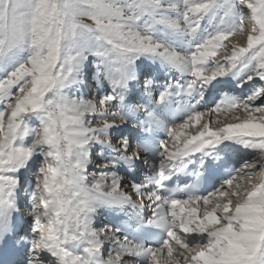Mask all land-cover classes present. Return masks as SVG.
I'll use <instances>...</instances> for the list:
<instances>
[{
	"label": "snow or ice",
	"instance_id": "1",
	"mask_svg": "<svg viewBox=\"0 0 264 264\" xmlns=\"http://www.w3.org/2000/svg\"><path fill=\"white\" fill-rule=\"evenodd\" d=\"M0 264H264V0H0Z\"/></svg>",
	"mask_w": 264,
	"mask_h": 264
},
{
	"label": "bare ground",
	"instance_id": "2",
	"mask_svg": "<svg viewBox=\"0 0 264 264\" xmlns=\"http://www.w3.org/2000/svg\"><path fill=\"white\" fill-rule=\"evenodd\" d=\"M95 95V92L93 93V96ZM226 154V153H225ZM225 154H222V155H225ZM243 155H245V154H243ZM249 157H245L244 159H248ZM243 160V159H242ZM242 160L241 161H239V164L242 162ZM106 218H108V216H102V218L100 219V220H103L104 221V223H106L107 221H108V219H106Z\"/></svg>",
	"mask_w": 264,
	"mask_h": 264
},
{
	"label": "rangeland",
	"instance_id": "3",
	"mask_svg": "<svg viewBox=\"0 0 264 264\" xmlns=\"http://www.w3.org/2000/svg\"><path fill=\"white\" fill-rule=\"evenodd\" d=\"M101 218V217H100Z\"/></svg>",
	"mask_w": 264,
	"mask_h": 264
}]
</instances>
